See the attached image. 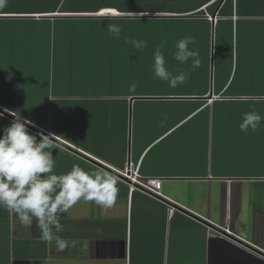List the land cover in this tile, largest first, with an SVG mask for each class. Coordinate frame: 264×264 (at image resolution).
Here are the masks:
<instances>
[{"label": "crops", "instance_id": "0c3cea01", "mask_svg": "<svg viewBox=\"0 0 264 264\" xmlns=\"http://www.w3.org/2000/svg\"><path fill=\"white\" fill-rule=\"evenodd\" d=\"M90 2L7 0L0 110L96 161L59 145L57 171L81 164L120 177L130 164L161 178L163 196L131 194L120 177L112 208L81 202L62 216L64 250L0 209V264H264V120L239 128L245 112L264 117V0ZM185 36L198 68L173 58ZM133 39L147 42L143 52ZM162 43L173 72L188 73L175 89L140 70ZM44 61L45 74L34 66ZM2 111L0 136L12 120Z\"/></svg>", "mask_w": 264, "mask_h": 264}, {"label": "clouds", "instance_id": "9594fccd", "mask_svg": "<svg viewBox=\"0 0 264 264\" xmlns=\"http://www.w3.org/2000/svg\"><path fill=\"white\" fill-rule=\"evenodd\" d=\"M6 5L7 0H0V9ZM107 28L113 37L119 38L120 25L108 24ZM129 42L139 52L147 47L144 40ZM195 43L192 36L176 41L173 58L180 64L191 61L192 68L200 67L199 52L191 47ZM152 71L155 78L173 89L188 79L187 72L174 73L169 68L163 43L153 52ZM135 87L133 84L132 89ZM4 111L14 119L0 136V209L14 215L26 227L34 225L42 241L54 242L58 250H64L67 241L58 235L62 216L81 202H92L102 209L112 208L119 195L120 177L102 166L73 164L66 172L57 171V159L53 156V150L59 149L57 135L45 134L43 129L31 132L30 128L39 129V125L15 111ZM262 120L264 117L256 110L245 112L240 131L254 132Z\"/></svg>", "mask_w": 264, "mask_h": 264}, {"label": "built area", "instance_id": "2783aa9c", "mask_svg": "<svg viewBox=\"0 0 264 264\" xmlns=\"http://www.w3.org/2000/svg\"><path fill=\"white\" fill-rule=\"evenodd\" d=\"M40 129L45 131V134L50 133L48 130L39 126L37 128H30L31 132H38ZM56 139H58L56 137ZM121 179L125 180L129 185V191L132 194L135 190L144 191L151 196L162 197V179L159 177H142L139 173L138 167L133 168L130 164L126 166V168L120 172ZM225 231L232 233L229 227H223Z\"/></svg>", "mask_w": 264, "mask_h": 264}, {"label": "rangeland", "instance_id": "374dc122", "mask_svg": "<svg viewBox=\"0 0 264 264\" xmlns=\"http://www.w3.org/2000/svg\"><path fill=\"white\" fill-rule=\"evenodd\" d=\"M91 0H86V4L88 5L89 3L88 2H90ZM97 1L98 0H94V3H97ZM110 1H115V0H106V2H110ZM91 3V2H90ZM152 63H153V59L151 60V61H149L148 59H145V62H143L142 63V65H141V67H140V70L141 71H144L145 73H147V72H150V71H152ZM21 64H27L26 62L25 63H21ZM38 70L39 69H41V71L42 72H44V74L45 73H49V71L51 70V64H50V62H43V65L42 64H40V63H38L37 65H34ZM168 66H169V68L173 71V66L171 65V63L170 62H168ZM35 67L33 68V69H35ZM180 68V67H179ZM5 126H7V124L5 125ZM4 126V127H5Z\"/></svg>", "mask_w": 264, "mask_h": 264}, {"label": "water", "instance_id": "95a60500", "mask_svg": "<svg viewBox=\"0 0 264 264\" xmlns=\"http://www.w3.org/2000/svg\"><path fill=\"white\" fill-rule=\"evenodd\" d=\"M0 111H2V110H0ZM2 112H4V111H2ZM4 113L7 114V115H8L9 117H11L12 119H14V117H12V116L10 115V113H8V112H4ZM56 142H57L58 145H61V146L65 147L66 149H70V150H72V151H74V152H76V153H79V154H81L82 156L88 158L89 160H91V161L93 160L94 162H96L94 159H91L90 157H87V156H85L84 154H82V153H80V152L74 150L72 147H70L68 144L64 143V142L61 141V140L56 139ZM241 242L244 243L243 241H241ZM244 244H246V243H244ZM246 245L249 246L248 244H246ZM250 247H251V246H250ZM252 248H253V247H252Z\"/></svg>", "mask_w": 264, "mask_h": 264}]
</instances>
